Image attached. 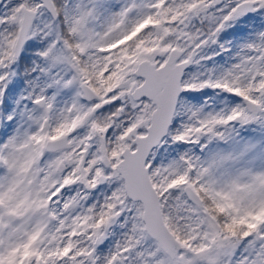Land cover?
<instances>
[{
    "label": "snow or ice",
    "instance_id": "obj_1",
    "mask_svg": "<svg viewBox=\"0 0 264 264\" xmlns=\"http://www.w3.org/2000/svg\"><path fill=\"white\" fill-rule=\"evenodd\" d=\"M0 264H264V0H0Z\"/></svg>",
    "mask_w": 264,
    "mask_h": 264
}]
</instances>
